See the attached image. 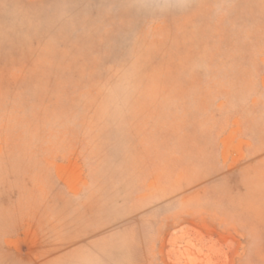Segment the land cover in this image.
<instances>
[{
    "label": "rangeland",
    "instance_id": "1",
    "mask_svg": "<svg viewBox=\"0 0 264 264\" xmlns=\"http://www.w3.org/2000/svg\"><path fill=\"white\" fill-rule=\"evenodd\" d=\"M0 264H264V0H0Z\"/></svg>",
    "mask_w": 264,
    "mask_h": 264
}]
</instances>
